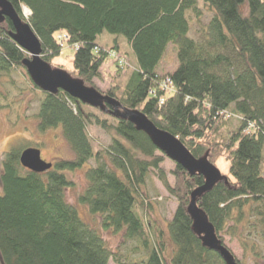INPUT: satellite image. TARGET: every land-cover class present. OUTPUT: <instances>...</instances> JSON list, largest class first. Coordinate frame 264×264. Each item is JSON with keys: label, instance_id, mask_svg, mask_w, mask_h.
<instances>
[{"label": "trees", "instance_id": "16d2710c", "mask_svg": "<svg viewBox=\"0 0 264 264\" xmlns=\"http://www.w3.org/2000/svg\"><path fill=\"white\" fill-rule=\"evenodd\" d=\"M4 1L29 25L44 62L59 55L64 41L74 48L71 75L87 87L98 90L102 65L120 53L117 41L109 50L98 37L122 38L134 59L130 67L116 56V77L130 70L125 86L98 91L141 112L194 158L229 162V174L196 205L221 244L225 237L236 240L250 264L264 259V0ZM203 11L210 14L205 23ZM194 25L202 42L191 35ZM13 31L8 19L0 22V110L16 112L29 93L38 130L60 128L73 158L34 173L19 163L21 146L0 155V264H226L202 245L187 212L204 178L174 162L167 173L162 164L168 158L128 119L113 116V106L100 110L62 91L40 90ZM169 45L177 67L162 75L159 64ZM88 126L110 137L103 153L93 152ZM85 164L79 200L103 229L120 234L116 250L66 199L72 185L67 172ZM151 173L176 203L168 221L152 215L144 192Z\"/></svg>", "mask_w": 264, "mask_h": 264}, {"label": "rangeland", "instance_id": "374dc122", "mask_svg": "<svg viewBox=\"0 0 264 264\" xmlns=\"http://www.w3.org/2000/svg\"><path fill=\"white\" fill-rule=\"evenodd\" d=\"M209 16L210 14H208L206 11H203V16L201 18L203 20L201 22L205 23ZM191 35L196 38L198 42L203 41V38L201 36L199 37L195 31V25ZM114 40L119 44L120 53L114 52L115 57L112 56L108 62L102 65L100 69V75L94 81L95 87L100 91L108 89L111 84H118L122 88L125 86L130 70L124 71L121 77H116V71L118 69L115 67V61L118 54V56L125 58L130 67L134 63L133 57H130L128 54L130 53V49L126 46L122 38H115L114 36L104 32L98 37L97 44L100 47L110 50L114 45ZM73 54L74 48L68 46L64 41L59 55L50 61V68L54 70H62L72 76ZM176 67V51L172 45H169L159 64V73L162 75L169 74L173 72ZM27 98L28 100L26 101V104L23 101L22 105L20 104L16 112H13L14 109L12 111L6 109L0 110V155L3 152L10 150L12 147L19 145L23 149H39L41 151L42 159L48 163L53 164L58 160H71L73 158V153L68 143L62 136L60 128L48 130L44 133L40 132L38 130L37 121L32 117L36 111L37 103L35 100H31L32 95L29 93L23 97V99ZM15 107L16 106L14 105V108ZM87 136L94 153H103L110 144V137L102 130L94 126L87 127ZM89 165H94V162L90 161ZM214 166L222 176H227L229 174V162L224 157L217 158ZM87 167V164H85L78 169L67 172L68 178L72 181V185L66 190V199L68 203L72 204L77 209L78 214L84 221L99 230L100 234L103 235L107 245L111 249L116 250L118 244L121 242L120 234H115L113 231H106L103 229L100 225L99 217L92 216L90 213H88L86 207L82 205L79 200V196L83 193L86 187L85 172ZM173 167V162L168 159H166L162 164V168H164L167 173H169ZM168 180L170 183H173V179L169 174ZM144 192L148 194L150 200L152 201V215L156 217L159 222L163 220H170L176 209V203L174 199L168 195L166 190L163 188L153 173H151L149 178H147ZM224 245L229 251H231L238 262L242 264H250L248 259L246 260L243 257L242 250L236 240L230 241L228 237H225ZM257 263L264 264V259L259 260ZM108 264L116 263L110 260Z\"/></svg>", "mask_w": 264, "mask_h": 264}, {"label": "water", "instance_id": "95a60500", "mask_svg": "<svg viewBox=\"0 0 264 264\" xmlns=\"http://www.w3.org/2000/svg\"><path fill=\"white\" fill-rule=\"evenodd\" d=\"M5 18L12 23L14 29L9 34L11 39L29 55V58L23 61V65L32 82L40 90L50 94L62 91L71 98L100 110L105 108V104L113 106V116L128 119L137 130L144 132L152 144L169 160L181 166L189 174H199L204 178L203 185L191 193L187 207L188 215L193 222L192 228L205 248L217 252L226 264H237L234 255L221 244L206 215L196 205L197 199L210 191L222 179V175L215 166L205 157L194 158L177 138L156 128L141 112L121 108L117 101L101 94L95 88L85 86L81 80L71 77L62 70L51 69L49 64L41 59L40 43L29 25L18 17L10 4L0 0V22ZM19 163L22 168L34 173H43L52 167V164L41 159L40 150L36 148H28L21 152Z\"/></svg>", "mask_w": 264, "mask_h": 264}, {"label": "bare ground", "instance_id": "6f19581e", "mask_svg": "<svg viewBox=\"0 0 264 264\" xmlns=\"http://www.w3.org/2000/svg\"><path fill=\"white\" fill-rule=\"evenodd\" d=\"M24 14H26V16L28 15V11H25Z\"/></svg>", "mask_w": 264, "mask_h": 264}]
</instances>
